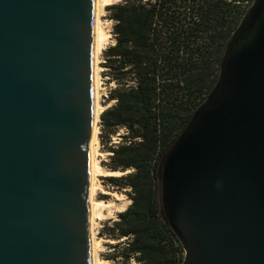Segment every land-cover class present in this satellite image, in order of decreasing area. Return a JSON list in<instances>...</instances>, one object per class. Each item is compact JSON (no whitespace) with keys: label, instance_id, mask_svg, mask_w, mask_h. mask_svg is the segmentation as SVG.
I'll return each instance as SVG.
<instances>
[{"label":"water","instance_id":"water-1","mask_svg":"<svg viewBox=\"0 0 264 264\" xmlns=\"http://www.w3.org/2000/svg\"><path fill=\"white\" fill-rule=\"evenodd\" d=\"M96 1L0 0V264H92ZM161 200L182 264H264V0L170 148Z\"/></svg>","mask_w":264,"mask_h":264},{"label":"trees","instance_id":"trees-1","mask_svg":"<svg viewBox=\"0 0 264 264\" xmlns=\"http://www.w3.org/2000/svg\"><path fill=\"white\" fill-rule=\"evenodd\" d=\"M255 0H121L107 7L114 42L103 66L115 84L101 114L111 147L110 176L132 189L110 236L133 238L124 253L140 264H182L185 250L161 200L164 160L216 84L227 45ZM113 103V104H111ZM128 172V171H127ZM118 230V231H116Z\"/></svg>","mask_w":264,"mask_h":264},{"label":"rangeland","instance_id":"rangeland-1","mask_svg":"<svg viewBox=\"0 0 264 264\" xmlns=\"http://www.w3.org/2000/svg\"><path fill=\"white\" fill-rule=\"evenodd\" d=\"M119 1L121 0H113L112 3H116ZM102 21L105 31L107 33V39L105 41L104 49L102 53H100L98 56L99 57L98 65L100 67L101 104L104 106L102 109L103 110L102 113H103L104 110L107 108L106 104H108V97L110 95V91L115 86V84L110 81V76L107 75L108 69L104 67L102 64L104 63V57H103L104 51L109 47V45H111L114 42L113 40L114 22L110 20V13L107 11V7H105V9L103 10ZM100 121H101V115H100V119L97 122L99 129L97 146L99 152H101L102 154L100 156L101 163L106 169H108V166L112 164L113 152L111 151V147L113 144L118 145L119 143L121 144L123 143L122 136L126 134V130L122 129L117 135H113L111 141L109 135H105L104 139L102 140ZM127 171H124L126 173L123 175H127L131 172H134L135 170L129 169ZM108 177L110 176L99 177L101 190L99 191L98 197L114 203L112 207H109L105 210L106 213L105 218L98 220L97 237L104 239L100 254L104 259L110 261L111 264H140L134 258L131 259V261L129 262L124 256V253H128V249H130V245L133 242L132 241L133 238H131V240L129 239V237H123L121 239H118L110 236L111 232H115L113 228H115V221L119 220V213L125 211L132 204V199L129 195L132 192V189L124 188L123 190H120L116 185H114L109 180Z\"/></svg>","mask_w":264,"mask_h":264},{"label":"bare ground","instance_id":"bare-ground-1","mask_svg":"<svg viewBox=\"0 0 264 264\" xmlns=\"http://www.w3.org/2000/svg\"><path fill=\"white\" fill-rule=\"evenodd\" d=\"M113 0H97L96 1V39H95V81H96V100H97V122L100 119L103 105L101 104L100 92V67L98 65L99 54L102 53L107 39V33L103 26L102 13L105 7L111 4ZM98 125L96 124L94 135L91 144V244H92V264H111L110 261L104 259L101 254V248L104 239L97 237L98 220L104 219L106 216L105 210L114 205L111 201H106L98 197L101 185L99 177L103 176H120L125 174L123 171H112L106 169L102 163L98 150Z\"/></svg>","mask_w":264,"mask_h":264}]
</instances>
